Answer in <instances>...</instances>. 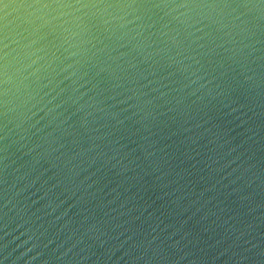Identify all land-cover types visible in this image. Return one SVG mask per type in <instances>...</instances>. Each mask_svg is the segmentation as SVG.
<instances>
[{
  "label": "water",
  "instance_id": "obj_1",
  "mask_svg": "<svg viewBox=\"0 0 264 264\" xmlns=\"http://www.w3.org/2000/svg\"><path fill=\"white\" fill-rule=\"evenodd\" d=\"M0 264H264V0H0Z\"/></svg>",
  "mask_w": 264,
  "mask_h": 264
}]
</instances>
